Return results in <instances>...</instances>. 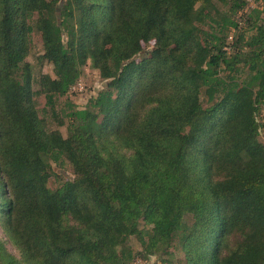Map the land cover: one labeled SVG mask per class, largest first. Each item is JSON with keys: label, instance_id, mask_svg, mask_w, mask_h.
I'll return each mask as SVG.
<instances>
[{"label": "trees", "instance_id": "trees-1", "mask_svg": "<svg viewBox=\"0 0 264 264\" xmlns=\"http://www.w3.org/2000/svg\"><path fill=\"white\" fill-rule=\"evenodd\" d=\"M216 1L0 0V225L20 253L0 238V264H130L131 236L172 264H264V0ZM36 33L58 67L39 90ZM88 63L107 84L64 136L41 111L65 123Z\"/></svg>", "mask_w": 264, "mask_h": 264}, {"label": "rangeland", "instance_id": "rangeland-1", "mask_svg": "<svg viewBox=\"0 0 264 264\" xmlns=\"http://www.w3.org/2000/svg\"><path fill=\"white\" fill-rule=\"evenodd\" d=\"M217 5L223 8L224 10L227 9V7H223L222 1L217 0ZM252 6H260L261 1L256 0L253 2V0H250ZM237 20H241V14L238 13L235 17ZM243 30H246V32H250L247 23H243ZM43 52V43L41 39V35L39 33L35 34L34 37V48L32 53L29 55L27 60L32 64L33 66V72L35 75V83H34V89L39 90L40 89V83L38 81L41 74H44L45 76H51L55 77L58 73V67L56 65H53L52 63L48 61H41L38 58V55H41ZM143 53V52H142ZM142 53L137 55L135 58L139 57ZM79 82H81L82 85H84V90L82 92H76L77 94L71 95L67 94L65 96L57 98L56 103V112L58 114L59 119H63L65 123L62 125L57 124V119L52 116L51 112L48 113V116H46L45 111H41L42 116H45V121H48L49 127H52L54 129L60 130L64 136H67L68 134V116H67V110H68V104L72 103L76 105L79 109H83L87 106V104L90 101V98L93 96H96L99 91H101L103 88H105L107 81H105L101 75L100 72L97 69H94L90 63H88L82 71V74L80 78L78 79ZM38 100V107L40 109H43L45 107L46 100L44 98V95L40 94L37 97ZM257 119L259 122H264V104L260 106V109L257 113ZM259 139L261 141H264V126H261L260 128V135ZM56 171L59 172V175L51 180L50 186L52 188H56L61 181L74 178L73 169L70 166V164H66L63 167H56ZM141 227H144V224H141ZM0 238L5 242V245L7 249L13 253L17 258H20V253L16 249V247L9 241L7 236L5 235L2 226L0 225ZM129 244L132 246L135 252H137L139 255L136 257L134 261H132L130 264H172L173 262H176L177 258L180 257L179 254H177L176 257H174L176 254L171 255L167 253H155L150 254L149 256L143 257L142 254V245L140 241L135 236H131L129 238Z\"/></svg>", "mask_w": 264, "mask_h": 264}, {"label": "built area", "instance_id": "built-area-1", "mask_svg": "<svg viewBox=\"0 0 264 264\" xmlns=\"http://www.w3.org/2000/svg\"><path fill=\"white\" fill-rule=\"evenodd\" d=\"M232 40V35L229 37L228 41V46L226 47L227 49L229 48L230 41ZM84 90V85L81 84V82L76 83L72 89L71 92H82Z\"/></svg>", "mask_w": 264, "mask_h": 264}]
</instances>
